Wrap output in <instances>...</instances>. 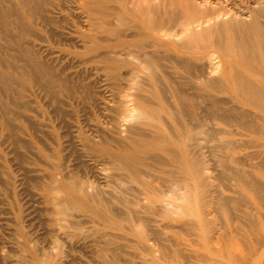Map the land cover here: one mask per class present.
<instances>
[{"label": "bare ground", "instance_id": "6f19581e", "mask_svg": "<svg viewBox=\"0 0 264 264\" xmlns=\"http://www.w3.org/2000/svg\"><path fill=\"white\" fill-rule=\"evenodd\" d=\"M169 1L177 10L185 6L182 15L167 5L168 18L152 22L153 1L150 22L149 0H0V214L20 212L21 195H30L46 214L48 233L40 248L21 225L8 228L13 241L9 249L0 237L1 262L121 264L125 240L138 247L125 256L128 264L136 262L132 255L140 264H194L189 260L197 256L203 264H264V30L258 25L264 6L248 19L217 0ZM68 2L80 10L74 40L55 27L66 19ZM100 27L114 38L101 35ZM151 30L160 41L152 40ZM194 43L215 48L206 61L195 60L197 68L175 47ZM78 44L82 51L70 49ZM67 54L81 57L77 63L90 67L92 79L74 81L72 66L64 65ZM168 63L196 82L178 81ZM198 109L220 124L218 146L208 145L210 135L198 138L197 130L189 136L201 144L199 151L169 139L187 133L184 115L208 116ZM60 124L69 139L56 137ZM232 126L251 130L249 140L227 138ZM245 140L261 149L243 155ZM183 198L201 208L199 216L178 219L187 210L178 203ZM208 204L215 209L207 211ZM214 211H224L231 225L209 217ZM177 229L193 233L199 248L181 247L179 236L173 238ZM236 237L247 257L217 245Z\"/></svg>", "mask_w": 264, "mask_h": 264}, {"label": "rangeland", "instance_id": "374dc122", "mask_svg": "<svg viewBox=\"0 0 264 264\" xmlns=\"http://www.w3.org/2000/svg\"><path fill=\"white\" fill-rule=\"evenodd\" d=\"M155 2V4L156 3H158L157 5V7H156V9H154V7L152 6L153 5V3ZM149 0V3L151 4V6H152V11L151 12H148V14H147V17H148V20L150 21V19L149 18H151V16H152V18H153V20H152V22L154 21H157L158 19H159V16H161L160 17V19H165V18H168L167 17V15L169 16L170 14L169 13H172L171 12V8L170 7H168L169 5L170 6H172V7H174L175 5L173 4V3H171L170 4V2L171 1H169V0H167V4L165 3V0H161V6H160V0H158V1H156V0ZM218 1V3L219 4H221L222 3V6L223 5H227L230 9H232V11L233 12H238V15L239 14H245L246 16H249L248 17V19H251V16L253 17V16H255V10L257 9V10H260V8L261 7H263L264 5H262L264 2H262V1H259V0H217ZM261 2V3H260ZM169 3V4H168ZM68 4V7L70 8V10H69V8H68V10L69 11H67V13L64 15V17H66V19H64V20H62V22H61V26L63 27H57V26H55L56 28H59V30H62V31H64L66 34H67V36L70 38V40L72 39V40H74L75 39V33L73 32L75 29H76V25H78V21H77V19L78 18H76V19H73L74 17H77V16H80V10H76L75 9V7H74V5L72 4V2H68L67 3ZM115 5V6H113V5ZM111 4V10H113L114 11V13L116 14L117 12H118V4L116 3V2H113ZM167 7H166V6ZM174 5V6H173ZM256 5V6H255ZM258 5V6H257ZM72 6V7H71ZM113 6V7H112ZM227 6H225V7H227ZM114 7H116V8H114ZM162 7V8H161ZM165 7H166V9L167 10H165ZM178 7V6H177ZM227 7V9H229ZM114 8V9H113ZM170 8V9H169ZM72 9V10H71ZM75 9V10H74ZM153 9H154V11H155V13H153L154 11H153ZM161 9V10H160ZM168 9L170 10L169 12H168ZM176 9V11H174V10ZM172 9V11H173V15L175 14V12H176V14L178 15V16H180V15H182V12H181V10H185L186 8H185V6H181V9H180V6H179V11L177 10V8H176V6H175V8H173ZM70 11L73 13L72 15H70ZM161 11H163V13L161 12ZM166 11V12H165ZM157 12H158V14H157ZM165 12V13H164ZM179 14H178V13ZM77 13V14H76ZM151 13H153L152 15H151ZM149 14H150V16H149ZM157 14V16H156V18H155V15ZM162 14H164V15H162ZM73 15H75V16H73ZM127 16H128V18L129 19H131L132 21H138V18L134 15V14H132V13H130V14H126ZM166 15V16H165ZM73 16V17H72ZM82 16H83V14H82ZM165 17V18H164ZM241 16H239V18H240ZM68 19V20H67ZM83 19V18H82ZM159 19V20H160ZM260 20V21H259ZM259 23H258V25L260 26V28H262V30H264V16H261L260 18H259ZM63 21H64V23H63ZM77 21V22H76ZM74 22V23H73ZM151 22V21H150ZM63 23V24H62ZM70 23V24H69ZM65 24V25H64ZM72 24V25H71ZM66 27V28H65ZM72 27H75V28H72ZM71 29V30H70ZM99 29H101L102 30V27H100ZM151 32H152V34H153V36H152V40H154V41H157V40H159L160 41V38L159 37H157V32H153L152 30H151ZM100 33H101V35H106V36H108V37H111V38H114V34L113 33H111V32H105V33H103V30L102 31H100ZM113 34V35H112ZM73 37V38H72ZM211 38V37H210ZM263 39L264 38H262L261 40L263 41ZM164 43H167V41L165 40V41H163ZM264 42V41H263ZM195 44V43H194ZM264 45V44H263ZM78 46V47H77ZM76 46V48L75 47H70V49L72 50V51H82V47H80L79 46V44ZM191 47H188V45H177V46H175L176 47V49L179 51V56L182 58V57H184L186 60H187V58H189L190 59V63H191V61H193L194 60V62L192 63V65L193 66H195L196 68H197V64H199V63H197V62H199V60H198V58H203L204 60H202V61H206V58H207V55H208V53H210L211 51H213L215 48L214 47H212V46H208V47H205V46H200V47H197L196 46V44L195 45H190ZM234 48H235V46H234ZM239 49V48H238ZM67 57H65V59H64V65H68L69 66V64L72 66V68H70V66L68 67L69 69H68V74H69V72H72L71 74H69V75H71L70 77L74 80V81H77L78 79H80V76H81V79L82 80H79V81H89L90 79H92V77L90 76V72H88V71H90V70H88L87 68H89L90 69V67L88 66V65H86V63H77L78 61L79 62H83V60L81 59V57H79V56H74L73 54H71V55H66ZM71 57V59H69ZM187 57V58H186ZM223 57H224V64H225V66H226V68H227V71H226V74H229L230 73V70H229V64H228V61H229V57H227L226 55H223ZM74 58V59H73ZM184 58L182 59V60H184ZM192 58H194L193 60H192ZM188 59V60H189ZM71 60V61H70ZM195 60L197 61V62H195ZM70 61V62H69ZM67 62V63H66ZM73 63H76V64H73ZM242 63H245V61L244 62H242ZM247 63H249V62H247ZM73 65H75V66H73ZM168 66H170V68L168 69V71H170L171 73L173 72L174 73V75H175V77H176V79H178V81L180 80L181 82L182 81H184V82H182V83H185V81L186 82H196V80L194 79V80H190V79H192V73H191V75H190V72H188V71H186V70H184V71H182V70H176V69H173V64L172 63H168ZM66 68H67V66H66ZM80 70V71H79ZM82 70H84L83 71V75H81L79 72H81ZM88 70V71H87ZM229 70V71H228ZM79 71V72H78ZM78 72V73H77ZM159 73L161 72L160 70L158 71ZM179 73V74H178ZM76 74V75H75ZM85 74V75H84ZM197 74V71L196 72H194V75H196ZM78 75H80V76H78ZM85 76V77H84ZM102 76V75H101ZM75 77H76V79H75ZM84 78V80H83V78ZM88 77V78H87ZM184 77V78H183ZM87 80H86V79ZM94 79V78H93ZM185 79V80H184ZM226 94H224V93H221V92H217V96H219V97H221V98H225L226 96H225ZM44 103V104H43ZM46 102L43 100L42 102L40 101V105H41V109L43 110V109H46L47 108V104H45ZM231 104L232 105H235V106H241L242 105V101H239V100H234L233 102H231ZM197 111H198V113H197ZM196 111V114H198V115H200L201 114V111H202V113H205V114H208V116L207 115H205V117L204 116H202L203 117V119H200V121L199 120H196V119H193V116L192 115H188L187 116V114L186 115H184L183 117H182V124L184 125H182V127H183V130H184V128H185V130L184 131H187V133L186 134H184V135H170L169 136V139L171 140V139H173L175 142H176V144L178 145H182V146H185V148L186 149H190L191 147L193 148H191L192 150H196L198 147L200 148V146H201V144H198V142L196 141V139H198V138H203V136L205 137V138H207L208 137V135H210V137L212 138L211 139V141L209 142V144L208 145H210V146H214V145H216V146H218L219 144H220V141L219 140H217V138L218 139H222L224 136L222 135V134H219V133H217L218 132V128H219V126H220V124L216 121V120H214L211 116L212 115H210L211 113H209V112H207L206 113V110H205V112L203 111V110H200L199 111V109ZM199 112H200V114H199ZM202 115V114H201ZM200 115V116H201ZM185 117V118H184ZM208 117H210L209 119H208ZM188 119H190V121L192 122H188L189 120ZM187 120V121H186ZM195 120V122H200L199 124H200V126H201V124H206V126H205V124L201 127V129H197V127H200L199 126V124L198 123H196L195 125H197V126H194V121ZM211 122V123H210ZM214 123V124H213ZM209 124V129H208V131L209 132H211V133H209L208 134V132H206L205 130V132L207 133H204L203 132V129H206V128H208L207 127V125ZM211 124H212V126H211ZM63 126V127H62ZM66 127V125H64V124H60L59 125V129H58V132H57V135H56V137H58V134H61V136H63V138H62V141H64V140H67V139H69L68 137H69V133H68V131H67V127ZM62 127V128H61ZM213 127V128H212ZM216 128V129H215ZM177 129V128H176ZM175 128H173V131H175L176 130ZM246 129V128H245ZM244 129V127H242V126H232V127H229V130H230V132L233 134H229V135H227L226 137L227 138H229V139H231V140H235V141H238L239 140V142H242L243 140L242 139H246L247 141L249 140V137H250V134L252 133L251 132V130H250V132H249V129H246L245 130ZM192 130H194L195 132H196V130H197V132H199V131H201V135L198 133V138H195V141L197 142V146H195L196 145V142H194V140L193 141H190V140H192V139H194L193 138V135H191V136H189L190 135V133L192 132ZM215 130V131H214ZM237 130V131H236ZM238 130L240 131V132H238ZM63 131H64V133H63ZM203 132V133H202ZM241 132H242V134H244V135H242L241 134ZM248 132V133H247ZM215 133H216V135H215ZM64 134V135H63ZM192 134V133H191ZM219 134V135H218ZM239 134V135H238ZM203 135V136H202ZM222 135V136H221ZM232 135V136H231ZM214 136V137H213ZM191 137V138H190ZM234 137V138H233ZM247 137V138H246ZM215 139H216V141H215ZM177 140V141H176ZM188 140H189V142L190 143H192V142H194V144H192V145H190V144H188L189 142H188ZM244 141V144H245V147L247 148H243L242 147V154L244 155V153L246 154V153H254L255 154V152L256 151H258L259 149H261V147H256L255 145L253 146V144H252V146L251 145H249V142H247V141ZM213 141L215 142V143H213ZM188 142V143H187ZM246 143H248V146H247V144ZM213 144V145H212ZM189 146V147H188ZM195 146V147H194ZM215 146V147H216ZM251 146V147H250ZM199 148L197 149L198 151H199ZM190 149V150H191ZM70 152V153H69ZM68 152V149H66V151L64 152V154H68L69 153V155L71 154V151H69ZM69 155H67L66 157L69 159V157H71V155L69 156ZM70 159H72L73 160V156L70 158ZM72 163H74L73 161H72ZM109 172V171H108ZM218 182L219 181H217V182H215L216 184H218ZM232 183L234 184V183H236L235 181L233 182L232 181ZM222 189H224V188H222ZM223 191H225V189L223 190ZM27 192V191H26ZM226 192V191H225ZM229 193V192H228ZM24 194V193H23ZM22 194V195H23ZM26 194V193H25ZM27 194H28V192H27ZM26 194V195H27ZM229 194H231V193H229ZM234 194V193H233ZM21 195V200H20V204H21V207L23 206V205H25V206H23L22 207V210L20 211V212H18V211H16L17 213H15V214H0V216L3 218L2 220H0V237L2 238V240H4V242H5V245L7 246V248H9L8 246H10L11 245V241H13L12 240V238L11 237H13V236H11V234L9 233L10 231H8V230H10V229H8V228H12V226L14 227L16 224H18V225H21L22 227H24V229L26 230V231H28V232H31L32 233V235L33 236H35L34 238L35 239H37V242H38V245L40 246V245H42L43 247H44V244H45V246H46V241H44V240H46L47 238H48V233H46L47 231V228H46V230L45 229H43V228H45V226L47 227V223H45L46 222V214H43V213H45L44 212V210L41 208L42 206L40 205V203L37 201V199L35 200L34 198H32L29 194V196L26 198L25 197V195H23L22 196ZM234 195H236L237 196V194H234ZM24 197V198H23ZM29 197H30V200H29ZM34 201H33V200ZM35 201L37 202V203H35ZM187 201H188V203H187ZM182 202V203H181ZM34 203V206L32 205ZM178 203L179 204H181L182 206H184L187 210H186V212L183 214V215H180L179 216V220H183V219H185V218H188V217H190V216H199V214H197L198 212V210L200 209L201 210V208H192V207H190L191 205H189L190 204V202H189V200L188 199H185V198H183V199H181L180 201H178ZM23 204V205H22ZM28 204H31V206L30 205H28ZM37 205V206H36ZM28 206H30L29 208H31V209H29L28 208ZM120 206L121 207H119L118 209H119V212H121L120 213V216H123V217H125L126 216V212H127V209H126V207L124 206V205H122V203L120 204ZM188 206V207H187ZM201 207V206H200ZM207 208V211L209 210V211H213L214 209H215V206L213 205V204H208L207 206H206ZM34 208V209H33ZM39 210H38V209ZM122 208H123V213H122ZM243 208H245L244 206H243ZM24 209V210H23ZM33 209V210H32ZM42 210V211H41ZM196 210V211H195ZM23 211H25L24 213H23ZM40 212H41V214H40ZM188 212V213H187ZM191 213V214H190ZM225 212L224 211H220V212H215L214 211V213H208V216L209 217H211V218H215L216 220H218L219 221V223H222L223 222V224H228L229 223V221H228V217L227 216H225L226 214H224ZM43 214V215H42ZM224 214V215H223ZM45 217V218H43V217ZM5 217V218H4ZM7 217V218H6ZM201 217V216H200ZM6 219V220H5ZM220 219H222L221 221H220ZM5 220V221H4ZM10 220H12V221H10ZM15 220V221H14ZM44 220V221H43ZM224 220V221H223ZM15 223H14V222ZM41 221V222H40ZM228 221V222H227ZM2 222V223H1ZM17 222V223H16ZM46 225H45V224ZM6 224H9V225H6ZM32 224V225H31ZM43 224V225H42ZM6 225V226H5ZM25 225V226H24ZM45 225V226H44ZM182 225V224H181ZM229 225H231L230 223H229ZM5 228V230L2 228ZM27 227V228H26ZM44 230H42V229ZM3 229V230H2ZM31 229H33V230H31ZM181 230V229H180ZM179 229H177V231L178 232H176V233H174V235H173V238L174 239H176V237H178L179 236V238H177V240H179V242H183L182 243V245H181V247H183V246H186V247H188V249H192L193 251L194 250H196V249H198L199 248V245L198 244H196V242L194 243V242H192L193 240H192V238H196V236L195 235H192L191 233V235L189 234V233H187L185 230H181L180 231ZM2 231V232H1ZM182 231H183V233H182ZM9 233V234H7V233ZM170 233L171 234V232L172 231H170V230H167L166 231V233ZM185 232V233H184ZM197 232H200V229L197 231ZM6 233V234H5ZM187 233V234H186ZM5 234V235H4ZM3 235V236H2ZM6 235H7V237H6ZM10 235V236H9ZM37 235V236H36ZM47 235V236H46ZM45 236L47 237L46 239H45ZM171 236V235H170ZM174 236H176V237H174ZM5 238V239H4ZM11 238V239H10ZM42 239V238H44L42 241H40L39 239ZM171 239H172V237H170ZM185 239V240H184ZM233 239V240H232ZM231 239V242H224L223 240H221L217 245H219L220 247H223V250L225 249H227L228 250V252L229 253H231V251L233 250V254H237V253H239L240 255H242V256H245V257H247L249 254H247L248 253V250L245 248V246L243 245V242L242 241H238V238L236 237V241L234 240V238H232ZM242 239V238H241ZM240 239V240H241ZM182 240V241H181ZM191 240V241H190ZM243 240V239H242ZM41 242V243H40ZM170 240H168L167 241V243L168 244H170ZM236 242V243H235ZM239 242V243H238ZM122 243H127L126 245L124 244V245H122ZM185 243V244H184ZM130 246H129V245ZM132 243H129L128 241H125V240H122L121 241V245L123 246H119V247H121L120 248V252L122 253V257H121V264H128V263H124L123 261H124V258H125V256L127 255V253L128 252H132L133 253V255L137 252L136 251V249H138V247L137 246H135V247H133V245H131ZM128 245V246H127ZM42 246H40V248H43ZM124 246H127V247H124ZM244 246V247H243ZM130 247V248H129ZM176 248V246H174V249ZM10 249V248H9ZM134 250V251H133ZM82 251V252H81ZM122 251H124V252H122ZM127 251V252H126ZM78 252V253H77ZM76 252V254H78V255H80V256H82V257H85L86 256V252L84 251V250H80V252H79V250ZM126 252V253H125ZM235 252V253H234ZM130 256L134 261H136V262H133L134 264H140L139 263V261H138V258L136 259L134 256ZM173 258L174 257H176V255L174 254L173 256H172ZM195 258V259H194ZM192 257L190 260H189V263H194V264H203L201 261H199L200 259H199V257L197 256V258L196 257ZM175 259V258H174ZM197 259V260H196ZM199 259V260H198ZM193 260V261H192ZM138 261V262H137ZM80 263H83L82 261H80V262H78V260L76 261V260H72L69 264H80ZM171 264V262H168V263H166L165 261L163 262V264ZM0 264H5L4 262H1L0 261ZM150 264V263H149ZM152 264H162V263H159V262H157V263H152ZM182 264V263H181Z\"/></svg>", "mask_w": 264, "mask_h": 264}]
</instances>
